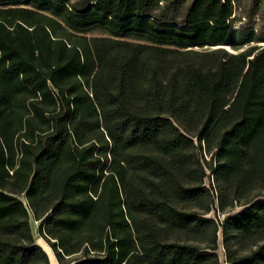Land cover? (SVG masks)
<instances>
[{"label": "trees", "instance_id": "1", "mask_svg": "<svg viewBox=\"0 0 264 264\" xmlns=\"http://www.w3.org/2000/svg\"><path fill=\"white\" fill-rule=\"evenodd\" d=\"M233 2L0 0V264H51L32 222L59 264H264V11Z\"/></svg>", "mask_w": 264, "mask_h": 264}, {"label": "rangeland", "instance_id": "2", "mask_svg": "<svg viewBox=\"0 0 264 264\" xmlns=\"http://www.w3.org/2000/svg\"><path fill=\"white\" fill-rule=\"evenodd\" d=\"M72 1H74V0H72ZM232 1H234L233 2V5L236 8H238L236 10V15L237 16H239L241 14V17H242V13L244 14V13L249 12V11H252V10H254L255 12H257L258 14H260V12L264 11V0H232ZM256 16H258V15H255V17L253 19V22L257 26V24L260 23V21H259V18L256 17ZM242 20L244 21L245 18L242 17ZM238 24H239V22H237L235 24V26L237 27ZM94 35H101V34L95 33ZM212 48H214V47H212ZM224 48L227 49V50L232 51L228 46H227V48L226 47H224ZM210 181H211V179L208 176L205 179V184L206 185H209ZM238 209L239 208H236L234 211H236ZM209 215H213V213H211ZM222 216L223 215L221 214V217ZM37 227H38V223L37 222H32V230H33L34 235L36 236V242L41 247H43V249L45 250V252L47 253V255L49 254L48 257H49V260H50V263L51 264H59L58 261H57V259L54 256V253H53L52 249L48 245V243L41 236L38 235V233H37ZM218 255H219V259H220V264H225L224 263L223 249H222L221 246L218 249Z\"/></svg>", "mask_w": 264, "mask_h": 264}, {"label": "bare ground", "instance_id": "3", "mask_svg": "<svg viewBox=\"0 0 264 264\" xmlns=\"http://www.w3.org/2000/svg\"><path fill=\"white\" fill-rule=\"evenodd\" d=\"M43 248V247H42ZM49 255V254H48Z\"/></svg>", "mask_w": 264, "mask_h": 264}]
</instances>
